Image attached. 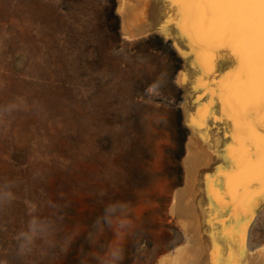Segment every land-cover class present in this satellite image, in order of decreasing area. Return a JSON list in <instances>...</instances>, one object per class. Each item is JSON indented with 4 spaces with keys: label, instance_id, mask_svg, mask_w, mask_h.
Segmentation results:
<instances>
[{
    "label": "rangeland",
    "instance_id": "rangeland-1",
    "mask_svg": "<svg viewBox=\"0 0 264 264\" xmlns=\"http://www.w3.org/2000/svg\"><path fill=\"white\" fill-rule=\"evenodd\" d=\"M120 4L0 0V184H14V199L0 212V264H80L81 248L96 251L85 234L67 255L48 240L62 241L75 224L91 226L116 201L129 203L135 224L123 238L122 264H213L229 256L264 264V207L251 211L234 243L217 238L207 253L205 236L229 228L231 213L194 208L202 190L209 199L204 182L217 174L215 150L225 146L216 143L212 122L201 141V129L192 128L190 120L205 119L210 101L195 84L221 73L196 78L193 91L182 78L185 60L172 35L153 27L128 37ZM152 6L160 7L155 0H128L126 16L146 20ZM10 104L16 109L4 112ZM190 141L197 145L193 152ZM184 160L200 172L190 196ZM203 167L213 174L203 175ZM180 187L183 212L177 214ZM32 216L60 220L48 240L37 239L30 254L19 255L16 237ZM113 240L106 231L103 241Z\"/></svg>",
    "mask_w": 264,
    "mask_h": 264
},
{
    "label": "snow or ice",
    "instance_id": "snow-or-ice-1",
    "mask_svg": "<svg viewBox=\"0 0 264 264\" xmlns=\"http://www.w3.org/2000/svg\"><path fill=\"white\" fill-rule=\"evenodd\" d=\"M160 30L178 31L192 50L194 66L204 77L215 71L216 53H231L234 65L218 79L196 87L210 97L208 111L218 102L223 119L230 123L231 142L217 152L223 166L207 180L209 199L231 213L233 224L218 237L234 241L249 223L254 208L264 207V0H155ZM215 228V221H212ZM243 260V251L240 253ZM213 264H240L237 258Z\"/></svg>",
    "mask_w": 264,
    "mask_h": 264
},
{
    "label": "clouds",
    "instance_id": "clouds-1",
    "mask_svg": "<svg viewBox=\"0 0 264 264\" xmlns=\"http://www.w3.org/2000/svg\"><path fill=\"white\" fill-rule=\"evenodd\" d=\"M16 109L15 104L4 107L3 111L10 113ZM12 181L5 180L0 184V212L13 201L14 192ZM52 207H57L53 204ZM60 220L57 216L52 218H41L32 216L25 230L17 234L18 254L28 255L32 252L37 239L48 240L55 231L56 224ZM135 229L134 221L131 219L130 205L125 201H116L104 206L101 215L97 216L91 226L75 224L71 232L66 233L60 242L48 240L49 247H59L62 254L67 255L72 244L83 233L90 248L95 249L92 253H85L81 248L79 257L80 264H122L124 259L123 238L130 235ZM106 231H111L113 241L104 242L103 237Z\"/></svg>",
    "mask_w": 264,
    "mask_h": 264
},
{
    "label": "bare ground",
    "instance_id": "bare-ground-1",
    "mask_svg": "<svg viewBox=\"0 0 264 264\" xmlns=\"http://www.w3.org/2000/svg\"><path fill=\"white\" fill-rule=\"evenodd\" d=\"M127 1L128 0H121V4H120V11H121V13L123 14V23H124V30H125V34H127V36L128 37H133V36H138V35H140V34H143V33H145L146 31H148L149 30V28H153V27H156V28H159V30H160V20L157 18V16H158V7H153V8H150V10H151V14H150V16H149V18L148 19H144L142 16H140V15H136V16H134V17H127L126 16V4H127ZM157 18V19H156ZM161 32H163V31H161ZM165 35H172V37H173V40L175 41V45H176V47H177V49L179 50V52L182 54V56H183V58H184V60H185V69H184V71L183 72H181L182 73V75H184V77H182V78H184V81L186 82V86H193V84L195 83V80H196V78L198 79L199 77H204L203 75H201L202 73L200 72V70H199V68L198 67H196V66H194V57L192 56V50L188 47V45L185 43V41L183 40V39H181L180 38V36H179V34H178V31L175 29V28H173V27H169V29H168V32H167V34L165 33V32H163ZM220 52V51H219ZM222 52V51H221ZM217 54V53H216ZM220 54V53H219ZM217 56H216V59H215V62L217 61ZM219 61H222L221 63H222V67L220 68V69H218V71H217V68H215V74H217V72H219V73H221V77L224 75V74H226V72L234 65V61H233V59H232V57H231V53L230 52H228V51H223L222 53H221V56L219 57V59H218V63H219ZM216 66H217V64H216ZM192 71H193V73H192ZM218 73V74H219ZM217 76V75H216ZM201 77V78H202ZM218 77V76H217ZM216 77V78H217ZM181 78V79H182ZM206 78V77H205ZM220 78V77H219ZM179 79H180V77H179ZM203 79V78H202ZM206 79H208V77L206 78ZM213 79H214V77H213ZM210 80V79H209ZM183 81H181V83H182ZM194 82V83H193ZM206 82V81H205ZM210 82V81H209ZM208 82V83H209ZM197 84V83H196ZM196 84H195V86H196ZM196 87H195V91H196ZM202 89V88H201ZM201 89H199V90H201ZM198 90V89H197ZM205 90V89H204ZM203 90V91H204ZM193 91H194V86H193ZM202 91V92H203ZM198 92V93H197ZM197 92H195L194 94H199V92L200 91H197ZM202 92H201V94H202ZM189 94H193V93H191V91L189 92ZM188 94V95H189ZM201 94H199V95H201ZM196 96H198V95H195V97ZM204 96H206V95H204ZM193 98H194V95L192 96ZM191 98V97H190ZM202 98H204V97H202ZM201 98V96L199 97V99H198V97H197V99H198V101H200V105L202 104V101H204L203 99ZM196 99V98H195ZM201 99H202V101H201ZM207 101V100H206ZM209 102V101H208ZM204 103V102H203ZM197 104H199V102L197 103ZM206 104H207V102H206ZM199 105V106H200ZM198 106V107H199ZM203 106H204V104H203ZM192 107V106H191ZM197 107V106H196ZM205 107H206V105H205ZM194 108V107H193ZM201 110H204L203 108L204 107H202L201 106ZM199 109V111H200V108H198ZM206 109V108H205ZM190 111V110H189ZM188 111V112H189ZM198 111V112H199ZM205 111V110H204ZM204 111H202V112H204ZM208 111H210V112H212L213 113V115L212 116H210V117H208V118H205V116L203 117V118H205V119H201V120H199V118H192L191 120H190V122H191V124H192V128H193V130H194V132H197V130H198V132H199V129H201V131L198 133L199 134V138H198V140L199 141H201V139H202V137L201 136H203V134H206V132H208V128L210 127L211 128V125L209 124V122H212V124H213V126L214 127H212L213 129H214V131H216L217 132V135H220L219 136V138L220 139H216L217 141H216V143L218 142V143H220V140H224L223 142L225 143L226 141L228 142V143H230L231 142V137H230V135H226V133H230L231 132V125H230V123H228V122H226L224 119H223V114H222V111L220 110V105H219V103L218 102H216V103H213L212 105H211V108H209V110ZM192 112H196V110L195 111H192ZM201 112V111H200ZM185 113H186V111H185ZM196 115H197V113H195ZM201 114H203V113H201ZM195 115V116H196ZM194 116V117H195ZM197 117V116H196ZM198 119V120H197ZM187 120V119H186ZM213 120V121H212ZM209 128V129H210ZM211 128V129H212ZM211 131V130H210ZM197 135V134H196ZM195 135V136H196ZM207 135V134H206ZM206 139L205 140H207V137L206 136H204ZM196 138H197V136H196ZM195 138V139H196ZM220 146V145H219ZM218 147V146H217ZM216 147V148H217ZM196 148H197V145H195V142H192V141H190V142H188V150L190 151V152H193L194 150H196ZM219 149V148H218ZM218 149H216L215 150V153L217 154V152H218ZM205 156V155H204ZM208 158V156L206 157L205 156V159H207ZM221 159L220 158H218V161H220ZM186 161V160H185ZM186 165V182H187V186H188V190H187V196H190V194H191V192H192V184H193V180L195 179V177L200 173L199 172V170L195 167V166H193V164H191L190 162H188V160L186 161V163H185ZM223 166V164H222V161H220L219 163H218V165L217 166H215V169L217 168V170L219 169V168H221ZM202 172H203V175H206V173L208 174L209 172H210V175H211V171L210 170H207V169H205L204 170V167L202 168ZM213 174V173H212ZM209 175V174H208ZM212 176H214V174L212 175ZM196 180V179H195ZM203 185V184H202ZM207 186H208V188H209V185H208V183H207V180H205V182H204V187H206L207 188ZM204 193V190H202V192L198 195V199L199 200H197L198 201V203H196L195 205H194V208L195 207H198V208H207V207H209V209H210V211L212 212V213H217L216 211H218V212H220V211H223L222 209H219L215 204H212L211 202H210V200L208 199V197H207V195H205V193ZM193 207V206H192ZM202 208V209H203ZM204 211V210H203ZM225 211V210H224ZM202 212V211H201ZM202 218H204V217H202ZM201 220H204L205 221V219H201ZM201 222V221H200ZM202 223H204V222H201L200 224H202ZM200 228V227H199ZM202 228H204L203 226H202ZM216 232H218V230L217 229H213L212 230V232L210 231L209 233V236L207 237V236H205L206 237V239H204L205 237H203V239L205 240V242H203V240H202V242L204 243V245H205V243H206V248L207 249H205V252L207 253V251H209V247H210V245H211V242L213 241V237H214V233H216ZM206 234V233H205ZM218 238V237H217ZM216 238V239H217ZM199 239H202V238H199ZM201 242V243H202ZM203 245V246H204ZM207 250V251H206Z\"/></svg>",
    "mask_w": 264,
    "mask_h": 264
},
{
    "label": "water",
    "instance_id": "water-1",
    "mask_svg": "<svg viewBox=\"0 0 264 264\" xmlns=\"http://www.w3.org/2000/svg\"><path fill=\"white\" fill-rule=\"evenodd\" d=\"M164 37H166V36H164ZM166 38H169L171 41H172V43H173V40H172V38L171 37H166ZM174 46V45H173ZM175 48V47H174ZM183 65H184V63H183ZM183 70V66H182V68H181V70L180 71H182ZM182 86V85H181ZM183 87V86H182ZM184 103H185V101H184ZM185 160L183 161V168H184V171H185V176H186V170H185ZM186 178V177H185ZM185 183H186V179L184 180V185H183V187L185 186ZM181 188L182 187H180V188H178L176 191H175V194L174 195H176V201H177V203H176V205L174 206V208H173V210L177 213V214H182V212H183V206H182V202H183V193H181L180 194V191H181ZM258 208H261V207H257L256 208V210L258 209ZM255 210V211H256ZM247 226H248V224H247ZM247 226H246V230H247ZM246 230H245V236H246ZM189 231H192V230H190L189 229ZM193 238H194V236H192V237H190V242L194 245V240H193Z\"/></svg>",
    "mask_w": 264,
    "mask_h": 264
}]
</instances>
